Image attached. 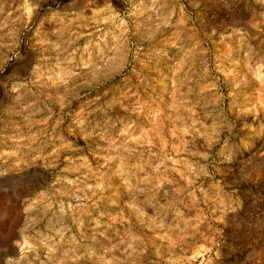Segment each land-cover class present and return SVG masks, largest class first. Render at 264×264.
Returning a JSON list of instances; mask_svg holds the SVG:
<instances>
[{
    "label": "rangeland",
    "instance_id": "374dc122",
    "mask_svg": "<svg viewBox=\"0 0 264 264\" xmlns=\"http://www.w3.org/2000/svg\"><path fill=\"white\" fill-rule=\"evenodd\" d=\"M72 263L264 264V0H0V264Z\"/></svg>",
    "mask_w": 264,
    "mask_h": 264
},
{
    "label": "bare ground",
    "instance_id": "6f19581e",
    "mask_svg": "<svg viewBox=\"0 0 264 264\" xmlns=\"http://www.w3.org/2000/svg\"><path fill=\"white\" fill-rule=\"evenodd\" d=\"M51 149V148H50ZM42 162V161H41ZM134 176V175H133ZM67 177V176H66ZM135 180V179H134ZM17 181H18V179L16 180V183H17ZM13 182V181H12ZM27 183V182H26ZM10 184H11V182H10ZM15 184V183H14ZM23 185H24V183H22ZM60 184V183H59ZM17 185V184H16ZM26 185V184H25ZM100 185V184H99ZM19 186H21L20 185V183H19ZM64 186V185H63ZM86 187V186H85ZM99 187V186H98ZM19 188V187H18ZM21 188H22V186H21ZM137 188V187H136ZM26 190H27V188H25ZM12 190V189H11ZM14 190V189H13ZM50 190V189H49ZM86 190V189H85ZM61 191H63V190H61ZM60 191V192H61ZM13 192V191H12ZM63 192H65V191H63ZM26 193V192H25ZM57 193V192H56ZM88 193V192H87ZM11 194V193H10ZM27 194V193H26ZM62 194V193H61ZM92 194V193H91ZM17 195V194H16ZM67 195V194H66ZM12 196V195H11ZM42 197V196H41ZM59 197H61V196H59V195H56V194H54V193H50V195H48L47 194V196L46 197H43L44 199H47V200H49V199H54V198H59ZM133 197V196H132ZM67 198V197H66ZM42 199H40V201H41ZM56 200V199H55ZM52 202V201H51ZM57 202V201H56ZM48 203V202H47ZM50 203V202H49ZM57 204V203H56ZM18 206V205H17ZM35 206V205H34ZM57 206H59L58 204H57ZM131 207V206H130ZM51 208V205H49V206H47V209H46V212L48 211V209H50ZM59 209V208H58ZM137 209V208H136ZM125 210V209H124ZM52 211V210H51ZM134 212V211H133ZM60 213V212H59ZM40 214V213H39ZM136 214V213H135ZM134 214V215H135ZM54 215V214H53ZM55 216V215H54ZM95 227V226H94ZM50 231V230H49ZM52 231V230H51ZM11 233V232H10ZM84 235V234H83ZM12 236V235H11ZM16 236V235H15ZM14 237V236H13ZM102 237V236H101ZM14 240V239H13ZM15 241V240H14ZM18 241V240H17ZM112 243V242H111ZM63 252V251H62ZM69 253V252H68ZM61 254V253H60ZM65 254V253H64ZM63 254V255H64ZM108 254H110V253H108ZM69 256V255H68ZM77 256V255H76ZM99 257V256H98ZM69 259H70V257H69ZM73 261V260H72ZM77 262V261H76ZM120 262V261H119ZM82 263H83V261H82ZM88 263V262H87ZM100 263V262H99ZM112 263V262H111ZM73 264V263H72ZM89 264H91V263H89ZM109 264V263H108Z\"/></svg>",
    "mask_w": 264,
    "mask_h": 264
}]
</instances>
